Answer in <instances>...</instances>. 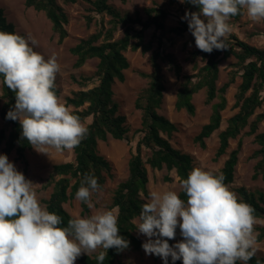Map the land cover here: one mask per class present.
<instances>
[{
    "label": "trees",
    "instance_id": "obj_1",
    "mask_svg": "<svg viewBox=\"0 0 264 264\" xmlns=\"http://www.w3.org/2000/svg\"><path fill=\"white\" fill-rule=\"evenodd\" d=\"M66 2L74 0H65ZM92 10L98 14H107L110 28L105 30L104 26L87 38H82L71 52L77 57L76 67H81L92 58L98 59L96 71L93 78L96 84L87 89H80L72 92L66 98V104L72 106L71 111L78 116L80 121L87 122V134L78 146L72 150L74 158L70 161L55 164L53 166L49 183L52 184V191L44 200L46 209L58 214L62 218L61 226H67L69 219L74 218L64 207L68 201L75 199V193L81 186L84 174H93L97 178L98 184L103 187L107 178L113 176L112 165L109 160L98 151L99 141H106L109 137L117 140L127 139L129 132L125 125V117L119 114V103L114 99V85L116 81L124 82L126 79L125 70L130 66L125 55V51L141 50L147 53L152 49L153 41H146L145 34L150 28L156 31L165 29V20L170 15L168 10L162 7L151 6L143 10L144 15L137 11L135 14L122 12L116 8L111 0H89ZM125 3L127 0H121ZM27 7H32L37 11H43L52 22L53 30L58 34L59 42L68 36L66 24L68 14L59 4L58 0H25ZM186 12L198 11L197 6L187 2L183 3ZM244 12L231 17L239 21ZM91 18L89 17V21ZM119 27L124 28V34L118 39H114V33ZM0 30L18 33L13 22L8 21L5 11L0 7ZM176 35H183L188 32V23L182 21L181 25L171 28ZM25 36L22 33H18ZM26 37V36H25ZM102 41L100 42V40ZM228 48L222 50L214 49L211 53L201 50L192 51L189 59L194 61V68L197 72L185 75L176 94L175 108L186 110L189 114L195 113L193 97L201 90L206 92V102L212 103V114L209 121L204 124L195 136L194 140L201 147H206V140L221 127L222 111L227 106L226 90L233 83L237 76L241 77V83L236 93L235 107L239 110L227 120V126L219 132V146L215 153L218 159L225 155L230 146L231 139H236L241 132L249 126V134H255V141L259 148L253 153L257 158L254 166L253 178L261 177L264 180V130L258 132L260 123L264 122V111L256 113L263 104L262 93L264 91V48L254 46L232 33L226 40ZM202 56L205 64L198 67L197 58ZM233 57L235 59V69L230 73V78L223 86L218 87L220 68L222 60ZM167 62L176 75H180L182 67L177 58L165 52L161 45L151 54L152 70L141 75L148 79L146 87L139 93L136 100V107L141 110V127L137 130L138 139L132 147L129 160V173L125 181L117 186L112 205L117 209V224L119 235L129 241V245L135 248H142V242L134 234L136 231L134 222L139 219L141 205L146 202L148 196L149 165L153 169L175 170L180 181L187 178L188 173L193 169V161L190 155L182 153L170 142L178 126L158 109L161 106L164 95V73L163 63ZM92 78H84L80 82L82 86ZM57 96L60 94L56 86ZM215 99L218 101L213 102ZM15 104V93L9 90L0 78V116L9 127L8 133L5 129L0 131V141L4 142V153L10 155L15 153L17 159L26 160L27 150L33 147L21 138V128L18 121L5 119L7 111ZM241 143L233 149L220 174L224 176L227 186L234 182L235 169L238 163V155ZM165 180L171 177L165 176ZM237 197L246 202L253 209L254 218H264V192H252L245 186L236 188ZM181 198L186 200V195L181 190ZM145 196V197H144ZM82 213L90 211L86 204L80 201ZM256 240H264V226H258ZM180 238V230L177 227V235L169 240L170 245ZM102 250V249H101ZM100 250V251H101ZM105 251L103 264H116L122 251L110 248ZM97 253L92 255L83 254L79 256V264H98L95 259ZM155 259L160 257L155 256ZM175 264H182V260H177ZM241 264V262H237ZM247 264H264V257L255 253Z\"/></svg>",
    "mask_w": 264,
    "mask_h": 264
},
{
    "label": "clouds",
    "instance_id": "obj_2",
    "mask_svg": "<svg viewBox=\"0 0 264 264\" xmlns=\"http://www.w3.org/2000/svg\"><path fill=\"white\" fill-rule=\"evenodd\" d=\"M198 11L181 18L188 23L195 46L205 53L228 48L230 18L246 12L251 21L264 20V0H180ZM37 41L0 30V78L15 93L5 119L18 121L21 138L39 153L71 150L87 134L78 116L55 91L61 70L56 55L45 58L34 50ZM186 200L175 190H149L135 229L147 239L142 248L163 264H247L255 253L253 209L229 189L224 176L194 167L181 180ZM101 186L84 174L75 193L89 209ZM41 205L34 183L0 154V264H75L82 254L96 252L103 264L105 251H122L129 241L119 235L117 216L104 210L68 220ZM179 227L182 240L171 244ZM97 249H102L97 252Z\"/></svg>",
    "mask_w": 264,
    "mask_h": 264
},
{
    "label": "rangeland",
    "instance_id": "obj_3",
    "mask_svg": "<svg viewBox=\"0 0 264 264\" xmlns=\"http://www.w3.org/2000/svg\"><path fill=\"white\" fill-rule=\"evenodd\" d=\"M58 2L67 12L69 19L66 24L68 36L63 42H59L58 34L53 30L52 22L47 18L46 14L43 11L27 7L25 0H0V7L4 9L8 21L14 23L18 33H22L26 37L30 36L37 41V44L33 46L34 50L40 52L45 58L56 55L58 63L61 66V70L56 77V86L60 90L58 98L72 111L74 108L66 104V98L72 95L73 91L87 89L96 84L93 75L97 68L98 59H89L81 67H76L77 57L71 52V48L82 38H87L97 32L102 26H104L105 30L110 28L111 24L109 20L111 17L107 14L94 12L89 0H74L69 2L58 0ZM111 3L124 13L135 14V12L139 11L144 15V8L157 6L168 10L170 15L165 20V29L163 31H156L155 34L154 28H150L146 32V41L154 40L152 49L149 52L142 53L141 50L133 51L130 47L125 51L130 66L124 71L126 76L125 81H116L114 85V99L119 103V114L123 115L126 119L125 125L129 129L128 137L124 140L109 137L106 141L100 140L98 144L99 153L109 160L112 165L113 176L107 178L99 193L92 195L95 206L88 213H82L81 203L76 198L64 204L66 210L74 217L90 216L104 210H112L116 215L117 209L112 205L114 192L119 183L125 181L128 177L132 147L139 137L137 130L141 127V110L136 107V100L139 93L148 83V79L142 76L141 73H148L152 70L151 54L158 45H161L165 52L172 53L182 67L181 73L178 76L167 62L163 63L165 89L158 111L178 126V131H175L170 138L172 145L182 153L191 156L193 168L202 167L218 173L230 152L241 143L234 182L228 187L236 195V188L241 186H245L248 190L255 193L264 192V180L261 177L257 179L253 178L254 166L257 162V158L254 157L253 153L259 148V145L255 141V134L248 133L249 126L236 139H231L230 146L225 155L218 159L215 158V153L219 146V132L226 128L227 120L239 110L238 107H235V102L238 86L241 83L240 76H237L235 81L226 90L227 106L222 111L223 119L221 127L206 140L207 145L205 148L201 147L194 140L202 126L209 121L212 114V103L208 104L206 102L205 90L199 91L193 97L196 107L193 115L189 114L186 110L178 111L175 108L176 94L183 81V77L197 72V69L194 68L195 62L189 59V54L192 51L198 50L195 46L194 37L189 31L181 36L171 31V28L181 25L182 21H186L181 19L186 13L182 6L183 3H180V0H127L125 3L121 0H111ZM89 17L91 18L90 21ZM229 23L232 28L230 34L234 33L246 42L259 48H264V20L258 22L251 21L246 12H244L239 21L230 19ZM123 34L124 28L119 27L114 33V39L122 37ZM196 62L198 67L205 64L202 56H199ZM234 62L235 59L233 57L220 62L218 87L223 86L229 81L230 73L235 69ZM84 78H92L85 83L86 86L80 84ZM262 96L263 104L250 118V121L258 113L264 111V91ZM216 101L218 100L215 99L213 102ZM81 122L86 126L87 122ZM1 129H5L6 133L9 131V127L0 116V131ZM262 130H264V122L260 123L258 132ZM49 151L50 155L39 153L34 148L27 150L26 162L17 159L14 152L7 155L16 168L22 171L25 177L34 183L39 202L45 208L44 200L49 197L52 191V184L49 183V180L53 166L74 158L72 149L60 152L54 149H50ZM0 154H5L4 142L1 141ZM147 168L149 175L148 192L149 190H175L180 193L182 190L181 181L175 170L169 171L165 167L161 170L153 169L149 165H147ZM165 176L171 177V180H165ZM147 198L148 196L145 197L146 201ZM254 220L253 232L256 237V229L258 226H264V218H254ZM134 222L138 223L139 219H135ZM134 234L138 236L142 243L147 239L145 236L138 234L137 230ZM182 239L183 237L180 235V238L175 240L173 244ZM100 250L97 249V252ZM255 254L264 257V240H256ZM78 258L75 264H79ZM116 264H163V261L161 258L155 259L154 255L146 254L143 248L137 249L133 245H129L128 248L122 251ZM169 264H171V258H169Z\"/></svg>",
    "mask_w": 264,
    "mask_h": 264
}]
</instances>
